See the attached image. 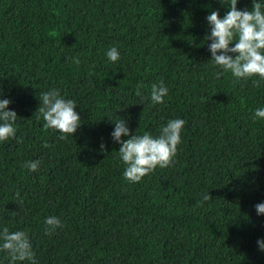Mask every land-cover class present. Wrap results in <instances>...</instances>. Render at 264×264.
<instances>
[{"label":"trees","instance_id":"16d2710c","mask_svg":"<svg viewBox=\"0 0 264 264\" xmlns=\"http://www.w3.org/2000/svg\"><path fill=\"white\" fill-rule=\"evenodd\" d=\"M229 5L0 0V99L18 116L15 138L0 142V231H26L36 264H264L254 207L264 203V118L254 117L264 80L224 72L205 40L206 17ZM161 81L168 95L153 104ZM51 89L76 101L81 125L67 139L38 111ZM177 118L186 123L173 164L127 180L115 123L155 138ZM37 160V171L25 167ZM50 216L64 226L46 232ZM0 264L30 262L0 251Z\"/></svg>","mask_w":264,"mask_h":264},{"label":"clouds","instance_id":"9594fccd","mask_svg":"<svg viewBox=\"0 0 264 264\" xmlns=\"http://www.w3.org/2000/svg\"><path fill=\"white\" fill-rule=\"evenodd\" d=\"M238 0H230L229 10L223 18L218 11H212L206 17L210 26V33L205 37L208 49L211 52V60L224 72H230L234 78L249 79L258 76L264 80V10L262 4L253 0L251 10H238ZM234 43V46H230ZM111 62L119 60L120 55L116 47L110 48L106 53ZM79 63V59L73 60ZM223 72H219L222 75ZM257 84L258 81H253ZM140 85H137L136 95L140 96ZM168 88L163 81L159 85L151 86V100L153 104L164 103L168 95ZM12 103L10 99H0V142L15 138L17 113L9 109ZM76 101L65 99L58 89L41 93L39 113L44 120V127L58 130L61 139H67L74 135L80 127L81 118L76 112ZM255 118H264V108L254 112ZM186 121L180 118L169 120L158 137H153L145 132L143 135H131L126 121L121 119L115 123L111 133L113 140L120 144V159L126 165L124 177L137 183L143 177L152 173L157 167L166 168L173 164L177 154L178 145L181 143V132ZM129 137L122 140L121 137ZM44 147H49L47 143ZM101 150L105 146L101 145ZM40 166V161H31L25 164L29 171L35 172ZM19 195V194H17ZM211 199L205 195L204 200ZM257 215H264V203L255 206ZM46 232L55 231L64 225L56 216L47 217ZM257 244L264 251V239L258 240ZM0 251L7 252L12 262L29 261L36 264L35 253L26 231L10 232L7 227L0 231Z\"/></svg>","mask_w":264,"mask_h":264}]
</instances>
